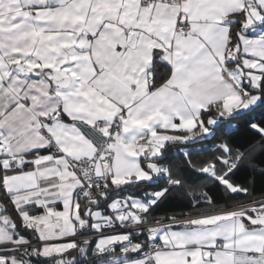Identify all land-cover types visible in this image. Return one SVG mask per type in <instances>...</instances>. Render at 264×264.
Returning <instances> with one entry per match:
<instances>
[{
    "label": "snow or ice",
    "instance_id": "obj_1",
    "mask_svg": "<svg viewBox=\"0 0 264 264\" xmlns=\"http://www.w3.org/2000/svg\"><path fill=\"white\" fill-rule=\"evenodd\" d=\"M257 178L264 0H0V264H264Z\"/></svg>",
    "mask_w": 264,
    "mask_h": 264
},
{
    "label": "trees",
    "instance_id": "obj_2",
    "mask_svg": "<svg viewBox=\"0 0 264 264\" xmlns=\"http://www.w3.org/2000/svg\"><path fill=\"white\" fill-rule=\"evenodd\" d=\"M211 147L210 144H205V145H201V144H195L192 147L188 148V151L193 152V156H192V160L194 162H199L203 159L206 158V156L203 154L204 152H206V150ZM172 156L174 158H176L177 160L182 156V152L178 151L177 149H172ZM200 153V154H198ZM245 177L247 178L248 181H251L253 179L251 173H242L241 174V179H245ZM256 186H257V190L259 192V190L261 189L262 186H264V181L260 180L259 178L256 179ZM212 195L216 196L217 198L220 197V195H222V193L219 190H214L212 193ZM187 200L185 199V197L180 194V193H173V195L169 198V200L165 203V205L163 207H161L156 215H162L165 213H172V212H181V211H187Z\"/></svg>",
    "mask_w": 264,
    "mask_h": 264
}]
</instances>
